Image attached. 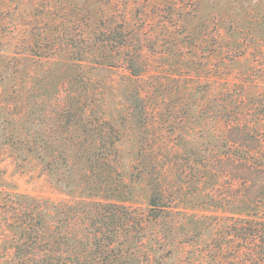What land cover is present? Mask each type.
Returning <instances> with one entry per match:
<instances>
[{
  "label": "rangeland",
  "instance_id": "1",
  "mask_svg": "<svg viewBox=\"0 0 264 264\" xmlns=\"http://www.w3.org/2000/svg\"><path fill=\"white\" fill-rule=\"evenodd\" d=\"M122 30L128 50L112 41ZM135 97L149 110L159 157L219 145L223 115L235 106L264 141V0H0V188L72 203L79 195L60 188L48 160L82 168L107 121L119 132L115 169L127 205L145 212L149 189L134 169L138 131L129 114ZM189 186L175 216L177 232L192 237L158 252L161 264H207L220 226L203 225L230 216L221 191Z\"/></svg>",
  "mask_w": 264,
  "mask_h": 264
},
{
  "label": "trees",
  "instance_id": "2",
  "mask_svg": "<svg viewBox=\"0 0 264 264\" xmlns=\"http://www.w3.org/2000/svg\"><path fill=\"white\" fill-rule=\"evenodd\" d=\"M115 35L112 41L116 39L118 49L128 50L129 37L123 30ZM124 56L126 69L138 76L134 58L129 60L128 51ZM134 101L136 105L129 107L138 131L134 169L149 189L147 210L138 212L127 205L128 187L115 169L119 132L103 121L90 138L95 147L81 160L82 168L75 170L64 158L48 160L60 188L79 195L72 203L0 188V264H161L158 252L171 253L192 237V230L177 232L183 223L175 209L183 201L185 185L212 191L208 195L221 191L230 209L229 222L221 225L211 218L203 225L220 226L205 250L207 264H264V141L248 120L241 119L242 109L235 106L223 115L225 131L219 145L182 148L183 153L167 151L159 157V144L146 120L149 110L141 98ZM80 128L92 135L86 124ZM207 205L215 207V202ZM228 251L233 253L226 255Z\"/></svg>",
  "mask_w": 264,
  "mask_h": 264
}]
</instances>
